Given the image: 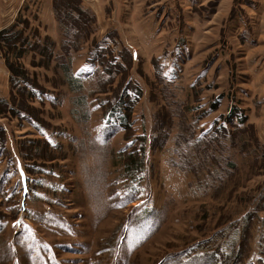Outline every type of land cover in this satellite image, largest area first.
I'll return each instance as SVG.
<instances>
[{"label": "rangeland", "instance_id": "rangeland-1", "mask_svg": "<svg viewBox=\"0 0 264 264\" xmlns=\"http://www.w3.org/2000/svg\"><path fill=\"white\" fill-rule=\"evenodd\" d=\"M80 2L82 31L54 0H0V29L55 41L0 114V264H264V0ZM9 76L0 55L2 99Z\"/></svg>", "mask_w": 264, "mask_h": 264}, {"label": "trees", "instance_id": "trees-1", "mask_svg": "<svg viewBox=\"0 0 264 264\" xmlns=\"http://www.w3.org/2000/svg\"><path fill=\"white\" fill-rule=\"evenodd\" d=\"M66 4H60L59 0H54V10L57 20L61 24H65L64 20L62 19L61 11L64 7H70L72 10V19L73 26L79 31H82L85 27L80 24L81 20H84V16H86L87 12L83 7L81 6L80 0H66ZM63 6V7H62ZM74 13L77 15V17L74 16ZM83 22V21H82ZM90 22H95V17H92L90 19ZM22 26V27H21ZM30 28V21H20L17 19L13 24H11L8 27L0 29V55L3 56L6 66L9 70L10 76V86H11V98L8 99H2L0 98V114L3 116L11 115V116H20L18 111L16 110V106L20 107L21 105H24L29 102V97L33 98V93L30 89H38L41 88L37 77L32 75V73L29 71V69L26 67V65L23 62V58L25 54H27L30 51H33L34 57L37 55L42 56V58H45L44 61H40V63H37L35 58L32 62L34 66L38 65H44L49 66L52 58L54 56V52L49 49V46L55 47V41L51 39L50 36L45 37V46H41L40 37L41 33L39 29H35L33 34H28L27 30ZM92 29H90V32ZM78 46H72V47H66V45L63 46V52L65 57H69L71 49H78ZM105 52H102L98 56V62L102 64L105 67V71L107 73H113L112 69H107L109 67V61H105ZM120 65L117 64L115 68H119ZM64 73L69 77V82L73 80L72 78V72L71 68L68 65H65L63 67ZM118 72H124L122 71V68L120 66ZM71 79V80H70ZM19 84L22 85L19 86ZM18 87V88H17ZM16 88L19 90L18 94H16ZM135 91L137 93V97L132 100L131 97L126 95L125 97L127 100L122 99L120 100L114 107L113 110L115 111L114 114L117 115V119L120 123V126L123 130L126 132H129L132 130V115L134 112V107L136 104L137 99L142 96V90L139 86L134 87ZM19 97L21 99H19ZM26 102V103H25ZM12 103V105H11ZM216 106V105H215ZM216 108V107H215ZM113 116V115H112ZM4 134H2L3 136Z\"/></svg>", "mask_w": 264, "mask_h": 264}, {"label": "snow or ice", "instance_id": "snow-or-ice-1", "mask_svg": "<svg viewBox=\"0 0 264 264\" xmlns=\"http://www.w3.org/2000/svg\"><path fill=\"white\" fill-rule=\"evenodd\" d=\"M85 71H87V69Z\"/></svg>", "mask_w": 264, "mask_h": 264}]
</instances>
